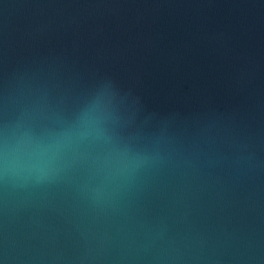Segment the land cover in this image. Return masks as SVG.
Returning a JSON list of instances; mask_svg holds the SVG:
<instances>
[{"label": "water", "instance_id": "obj_1", "mask_svg": "<svg viewBox=\"0 0 264 264\" xmlns=\"http://www.w3.org/2000/svg\"><path fill=\"white\" fill-rule=\"evenodd\" d=\"M0 264H264V0H0Z\"/></svg>", "mask_w": 264, "mask_h": 264}]
</instances>
